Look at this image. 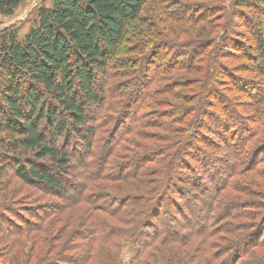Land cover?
I'll return each mask as SVG.
<instances>
[{
    "label": "trees",
    "instance_id": "1",
    "mask_svg": "<svg viewBox=\"0 0 264 264\" xmlns=\"http://www.w3.org/2000/svg\"><path fill=\"white\" fill-rule=\"evenodd\" d=\"M24 1L0 0V15H13ZM148 1L51 0L22 41L0 31V230L27 234L32 264H119L111 251L125 243L135 249L130 264H264V207L255 203L264 201V85L237 74L252 71L264 82V0H235L236 7L256 9L252 44L244 33L229 38L226 16L218 27L206 12L194 16L204 26L194 28L198 39L186 59L174 63L152 47L148 57H128L143 53L140 43L157 41L151 24L133 27ZM216 29L223 39H215ZM218 57L251 65L229 69ZM149 72L157 78L145 82ZM119 75L128 81L106 87ZM137 85L150 87L146 101L168 99H156L152 115L140 116L131 98L122 104L123 93L126 99L140 93ZM101 127L108 128L100 133L105 138L97 136ZM152 129L170 134L164 138L170 146L137 156L144 149L139 141H155ZM194 144L211 149L193 154ZM216 159L228 166L216 168ZM208 175L210 186L199 191L194 184ZM12 177L61 200L56 208L68 214L53 217L59 212L46 205L34 221L13 212L19 223L11 222L4 212ZM130 180L140 187H112Z\"/></svg>",
    "mask_w": 264,
    "mask_h": 264
},
{
    "label": "rangeland",
    "instance_id": "2",
    "mask_svg": "<svg viewBox=\"0 0 264 264\" xmlns=\"http://www.w3.org/2000/svg\"><path fill=\"white\" fill-rule=\"evenodd\" d=\"M50 5H51V0H25L15 10L13 15H11V16L0 15V31L12 30L16 33L17 40L22 41L24 39L25 35L29 32V30L35 26V24L37 22V18H38V15H37L38 11L43 7H50ZM235 5H236L235 0H149L144 5V7L140 13V17H139L140 19L136 22V24L133 25V27H136V28L140 27V28L146 29L147 25L151 24L150 26H152L153 28L149 30V36H153L154 37L153 39H155L157 41L154 42V45L145 44L146 46L148 45L147 48H145V45L140 43L138 46H139V48H141L143 46V49H144L143 53H134L133 55H128V57H130V58L136 57L137 59L138 58L143 59V57H145V55H146V57H148V55L150 53H152L151 52L153 50L152 48H154V50H159V52H164V56L162 59V61H164V62H166V61L171 62V63L183 62L186 59V57H185L186 53L190 50L189 47L192 46V44H194L196 42V39H198L197 36H195V34H192V32L195 33V31H197L200 27L204 26V24L201 21H199L196 24L195 21L193 20L194 16H196L198 14L205 15L206 12H209L212 14L211 17H209V18H210V20L213 19L214 25L217 24V26L218 25L220 26V24L221 25L224 24V22L226 20H228L227 22H230L228 25V29H227L228 30L227 35L229 38L234 37V35H237L238 33L239 34L244 33V35L247 36L249 43L252 44L253 38H254V33L252 31V25L254 23V20L258 16L256 13V9H254V8L253 9H246L243 7H236ZM239 11H241V13H238ZM226 12H228V15H225ZM224 16H226V20H224ZM193 21H194V23H193ZM145 22L147 23L146 25H144ZM225 24H224V26H225ZM170 26H172L174 29H176L175 34H171L169 32V30L167 29V27H170ZM194 28H195V31H194ZM214 32L215 33L217 32V34L214 35L215 39H216V37H217V40H219L220 38H222V39L224 38V36L222 35L223 34L222 31H218L216 29ZM215 33H213V34H215ZM234 39L239 41V38H234ZM133 42H134V40H133ZM136 42L137 41H135L133 44H135ZM145 43H147V42H145ZM126 44L128 45V47H129V45L131 46L130 41H129V44L128 43H126ZM187 44H189V45H187ZM243 44H247L246 41ZM184 45L187 47H183ZM167 49H169L168 52L166 51ZM244 49H246V48H244ZM213 56H215V53L212 54V57ZM171 59H172V61H170ZM217 60L219 63L227 64L229 69L236 68V66H239V64L241 65L244 63L247 66L251 65V63H249V61L242 60V59H236V58H229V59L225 58V60H224V59L218 57ZM140 74H142V73H140ZM237 74L239 76H242L244 78V80L246 79L247 81H249V83H253L252 80H254L255 84H257L258 86L264 85L263 79L260 77L257 78V75L254 74L252 71L241 72V73H237ZM149 75H150V77H149ZM149 75H148L147 79H145V82H150L151 80H154L153 78H155V77L157 78V76L151 77L150 72H149ZM162 75L167 76L166 74H160L159 77L161 78ZM174 75L175 76H179V75L181 76L182 75V78L186 77L185 73H183V72H176V73H174ZM197 75L200 76L201 74L197 73ZM118 77H120V78L108 80L109 83L106 84V85H108L106 87L114 89V88H117L116 87L117 85H115L116 83H119L122 80L128 81V77L126 79L124 76L122 77L121 75H119ZM117 79L118 80L121 79V80L116 82ZM140 80H142V77H140ZM163 84L164 83L162 82L161 86ZM136 87L138 88V89L137 88L136 89L139 90L140 93H138L137 95L132 94V96L130 94V96L127 99H126V97L128 95H126V93H123L125 97L122 98V104H123V102H128L131 98L132 107L135 108V110L140 109V112H139L140 116L143 113L152 115L153 110H156V109H154L156 107V105H153L156 99H159V98H167L168 99V96L167 97L166 96H163V97L159 96V97H154V98L148 96L149 97L147 99L148 101H146V99H145L146 93L145 92L147 90H150V87L147 85L145 91H144V89L143 90L139 89L138 85ZM219 87L221 89H224V87L222 85H219ZM263 88H264V86H263ZM179 92L183 94L185 92L189 93L190 91L188 88H183V89H179ZM192 92L193 91H191L190 93L192 94ZM228 93L230 94V92H228ZM239 98L242 100H245L242 97H239ZM114 99L121 100V97H120V95H117L114 97ZM171 101L174 102L175 100H171ZM155 103L158 104L157 102H155ZM192 104H194V102ZM189 105H191V103ZM129 107H131V106H129ZM193 107H195V106H193ZM249 107H251V106L249 105ZM100 114H101V117L103 119V115L104 114L106 115L107 113L101 112ZM252 114H253V112H250L248 114V116H251V118H252ZM165 120H168V118H165ZM99 121H101V119ZM140 122H143V121L141 120V121H139V123ZM251 122L253 123V126H254L255 125L254 121H251ZM174 126L178 127L177 124ZM198 128H199V126H197V124H196L193 127V130H190L189 132H191V134L194 135V133H195L194 131L198 130ZM99 129L100 130L98 131L97 136L104 137L105 133L101 134V135H100V133L105 132L108 128L107 127H101ZM152 131L155 134L154 136H156L155 141L151 140V141H147L143 144H142V141H139L138 144L144 149H136L135 154L137 156L144 154V153H148V152H154V151L155 152H157V151L158 152H165L166 148L168 146H170V142L164 141V138L171 136L170 134H168L166 132H162L161 130H158V129H152ZM201 132H203L204 134H208V131H206V129L201 131ZM181 136L182 135L180 134L178 138H181ZM133 140L135 141V139H133ZM122 145H125V144H122ZM125 147L131 148L127 145ZM225 147H224L225 151L228 150V151L232 152V150L229 147H227V146H225ZM199 148L200 149L196 150L195 144H194V149L192 150L193 154H196V153L199 154V152H201L202 149L210 150L211 146L208 147V146H205L203 144V145L199 146ZM215 153H216V151H215ZM217 154L220 155V152H217ZM202 155L203 154L199 155V158L202 157ZM185 160L189 164V166H192L194 164V162H191V163L189 162L190 161L189 157H185ZM241 160L242 159H240L239 162ZM214 166L216 168H218V166H219V168L221 170H223V168H226L228 165L224 164V162L221 163L219 160H217V161H215ZM229 166H232V165H229ZM213 170H214V168H213ZM150 171H151V168L146 169L142 174H147ZM224 171L226 172V169ZM204 172H206V171L201 170L198 172V175L203 174ZM227 172H229V170ZM191 174H193V173L189 171L188 175H191ZM143 178L146 179L148 177H147V175H144ZM202 178H203V176H202ZM234 178H235L234 182L236 181V183L238 184V180L240 179V177L237 176ZM237 178H239V179H237ZM209 179H211V177H209V175L206 176V178L204 180L200 178V181H199L200 183L194 184V185L198 186L197 188L199 191L207 190V188L210 186L208 183ZM192 180H195V179H191V181ZM135 184H139L138 180H130V182H128V183L125 182L121 185H118L115 183L112 185V187L114 189L118 190L117 192H131V191H134L135 188L140 187V186H137ZM188 190H193V189L191 187H188ZM211 190L213 191V189H211ZM211 190H209V192H212ZM8 192L10 193V197H13L10 200H8L7 202L5 201V203H6L5 208L8 210V212H6V211L5 212L3 211V212L6 213L4 216L8 220H9V218L12 217L11 214H13V212H16L20 216H24L25 218H29L32 221H34L35 214L41 210L40 207L46 206V205H49L53 209H56L53 211L59 212V213L53 214L52 215L53 217H54V215L57 216L58 214H61V216L64 217L69 212V210H65V212H62L61 209L63 207L59 208V209L56 208V206L59 207L60 205L63 204L61 200L55 199L54 197H51L48 195L46 196L39 189H32V188L22 184L15 177H12V179H10V186H9ZM192 192H195V194H197V191L193 190ZM244 198L245 197H243L242 200H244ZM205 199L208 201V197H206ZM255 203L264 207V201H263V203L259 202V201H255ZM54 206H55V208H54ZM80 206L83 210V212L81 214L82 215L87 214L86 206L85 205H80ZM80 206L78 207V209L80 208ZM0 210H2V209H0ZM11 219H12L11 222L19 223L14 217H12ZM35 221H37V220L35 219ZM7 233L8 232H4V231L0 230V264H32L31 261L29 260L28 255L32 254L35 250H34L33 243H31L29 238H26L27 234H22V235L17 236L14 234L7 235ZM30 237H32V235ZM164 250H169V249L166 248ZM111 252H112V254H116L118 256L119 264H130L131 259L134 256L135 249L131 245L125 243V244H122L120 249H117V250L112 249Z\"/></svg>",
    "mask_w": 264,
    "mask_h": 264
}]
</instances>
